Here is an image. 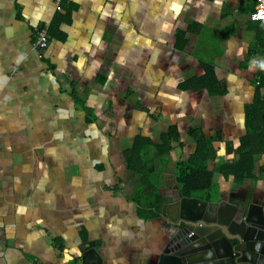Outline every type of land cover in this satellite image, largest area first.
I'll return each mask as SVG.
<instances>
[{"label":"crops","instance_id":"obj_1","mask_svg":"<svg viewBox=\"0 0 264 264\" xmlns=\"http://www.w3.org/2000/svg\"><path fill=\"white\" fill-rule=\"evenodd\" d=\"M255 0H0V264H156L165 215H138L139 174L125 151L177 127L149 178L162 205L181 197L174 163L211 136L218 194L264 208V154L253 179L221 174L237 158L245 107L264 77ZM48 24V45L31 49ZM211 65L217 90L188 86ZM264 95V88L261 90ZM232 150L227 151L228 147ZM197 197V196H195ZM203 199V198H202ZM206 200V199H205Z\"/></svg>","mask_w":264,"mask_h":264},{"label":"trees","instance_id":"obj_2","mask_svg":"<svg viewBox=\"0 0 264 264\" xmlns=\"http://www.w3.org/2000/svg\"><path fill=\"white\" fill-rule=\"evenodd\" d=\"M264 22V20H259ZM257 43L264 47V40L256 37ZM188 86L207 88L211 93L216 92L218 82L211 65H205L202 76L190 79ZM264 77L259 76L253 100L245 107V133L239 138L236 147L237 158L224 160L221 165V174L228 179L233 177L235 185H239L247 178L253 179L256 166L264 154ZM177 127L170 126L160 133V143L155 145V156L150 155L151 142L145 138L135 139L131 148L125 151L128 169L139 174V185L135 195L137 212L144 218H152L160 214L163 200L157 193L149 178L158 167L168 162L171 151V140L178 139ZM188 135L193 138L195 148L186 159H179L174 163L176 182L181 196H197L206 200L218 199L217 188L214 183L213 165L216 158V149L212 144L211 136L206 135L197 127H190ZM229 146L227 151H231ZM264 166L261 167V170Z\"/></svg>","mask_w":264,"mask_h":264},{"label":"water","instance_id":"obj_3","mask_svg":"<svg viewBox=\"0 0 264 264\" xmlns=\"http://www.w3.org/2000/svg\"><path fill=\"white\" fill-rule=\"evenodd\" d=\"M168 232L156 264H264V208L218 199L181 196L161 208ZM168 221H167V220ZM22 264H47L36 259ZM80 264H102L97 248H87Z\"/></svg>","mask_w":264,"mask_h":264},{"label":"built area","instance_id":"obj_4","mask_svg":"<svg viewBox=\"0 0 264 264\" xmlns=\"http://www.w3.org/2000/svg\"><path fill=\"white\" fill-rule=\"evenodd\" d=\"M62 1L63 0H54L56 10H60ZM249 17L254 21L264 20V0H255L254 9L250 12ZM47 28L48 24L36 28L31 46L33 52H39L48 45L49 35Z\"/></svg>","mask_w":264,"mask_h":264},{"label":"flooded vegetation","instance_id":"obj_5","mask_svg":"<svg viewBox=\"0 0 264 264\" xmlns=\"http://www.w3.org/2000/svg\"><path fill=\"white\" fill-rule=\"evenodd\" d=\"M167 220V219H166ZM168 221V220H167ZM81 263V261H77L76 262V260H72V263L71 264H80Z\"/></svg>","mask_w":264,"mask_h":264}]
</instances>
